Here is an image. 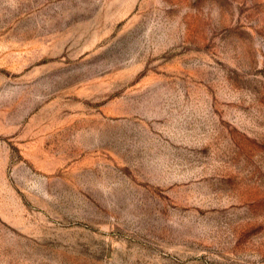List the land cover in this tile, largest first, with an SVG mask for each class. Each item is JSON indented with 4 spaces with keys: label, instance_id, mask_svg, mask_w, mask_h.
Segmentation results:
<instances>
[{
    "label": "rangeland",
    "instance_id": "rangeland-1",
    "mask_svg": "<svg viewBox=\"0 0 264 264\" xmlns=\"http://www.w3.org/2000/svg\"><path fill=\"white\" fill-rule=\"evenodd\" d=\"M0 264H264V0H0Z\"/></svg>",
    "mask_w": 264,
    "mask_h": 264
}]
</instances>
